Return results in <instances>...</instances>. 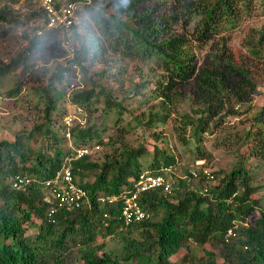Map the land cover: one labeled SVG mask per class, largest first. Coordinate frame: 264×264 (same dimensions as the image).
Here are the masks:
<instances>
[{
    "label": "trees",
    "instance_id": "trees-1",
    "mask_svg": "<svg viewBox=\"0 0 264 264\" xmlns=\"http://www.w3.org/2000/svg\"><path fill=\"white\" fill-rule=\"evenodd\" d=\"M32 1L39 2L36 9ZM32 1L22 10L15 6L18 0H0V37L22 28L27 39L10 61L0 56V79L17 78L4 96L16 102L26 96L30 111L39 113L30 128L0 141V264H264L263 185L255 177V164H264V95L257 103L248 100L249 89H261L254 69L255 62L264 63V36L247 58L227 52L203 63L196 58V50L215 34L239 25V4L253 0H173L169 14L143 8L157 0H127L126 6L123 0H71L81 15L73 53L62 46L58 31L36 33L46 13L41 0ZM257 2L264 10V0ZM243 9L251 13L249 6ZM89 13L91 25L85 21ZM180 25L191 27L192 34L178 32ZM81 34L90 35V42ZM43 56L56 60V67L35 68L31 60ZM129 61L140 64L136 80L125 77ZM78 72L84 87L74 89L69 100L87 124H65L62 134L57 125L70 115L63 102ZM26 83L30 89L22 96ZM189 83L194 89L186 100L178 87ZM228 115L246 116L217 136L237 156L230 171L205 172L210 167L204 162L180 176L163 170L178 162L168 131L184 144L195 138L193 161L209 159L201 135ZM73 144L99 148L77 157ZM68 163L89 199L81 208L55 214L53 222L46 182ZM146 170L162 173L172 189L140 193L149 216L126 224L123 201L103 198L132 190ZM16 176L30 181L17 188ZM231 228L235 235L227 241ZM111 234L118 236L117 246L98 243Z\"/></svg>",
    "mask_w": 264,
    "mask_h": 264
},
{
    "label": "rangeland",
    "instance_id": "rangeland-1",
    "mask_svg": "<svg viewBox=\"0 0 264 264\" xmlns=\"http://www.w3.org/2000/svg\"><path fill=\"white\" fill-rule=\"evenodd\" d=\"M29 0H18L15 3L16 7L21 8L22 10H26L27 2ZM32 1V0H30ZM36 1V0H35ZM254 1V0H253ZM252 1V2H253ZM33 2V1H32ZM245 2V1H244ZM252 2H245L239 4V10L243 14V19L239 23V25L233 30L223 31L222 33L215 34L211 41L206 44L202 48H198L196 50V58L199 62L203 63L204 60L207 62L208 56L211 59L217 58L224 53H233L237 58H247L251 56L250 48L255 46L256 39L260 36H264V10L260 4V2H254V6ZM173 0H157V1H148L145 3L143 8H150L155 9L158 14H169L175 4H173ZM39 5V2H33L32 9H36ZM244 5L249 6L251 13H247L243 7ZM141 6H137V10L141 9ZM183 26V25H182ZM181 25L176 28L178 32L188 31V34H192V29L189 26ZM27 39L23 36L22 28H17L13 33H11L7 38L0 37V56L2 59L4 58L6 61H10L12 57H15L22 49L26 47ZM65 58H59L58 61H64ZM34 62L35 68H38L44 64H48L50 66L56 67L57 61L52 60L51 58L48 59L47 56H43V58L38 60H31ZM135 62H127L128 63V70L126 73V78L131 79H138L140 76L139 69L136 66H140ZM255 77L258 80H261V89L252 91L249 89L248 91V100L249 102L257 103L264 95V63L255 62ZM99 64L91 69L90 74L95 76V72L98 68ZM144 70L149 69L148 66H144ZM18 75V73H17ZM128 76V77H127ZM16 74H10L0 79V141L3 139H11L13 135L19 130L21 127L30 128L32 124V120L38 117V112H31L30 107L25 100L27 93L30 89V83H26V87L24 88L22 94L23 100L18 102L14 101V99L6 98L4 93L6 90L10 89L16 83ZM72 85L68 87L66 96V101L63 104L67 108V115L73 116V122L71 125L66 123L65 117L62 121L58 122L57 129L59 132H63V128L65 124L68 127H72L77 125L78 123L82 124L81 126L84 127L87 124V121L83 117L84 114L81 113V110L78 109L74 104H72L69 100V94L77 88L84 87L83 83V75L79 72L77 76L71 77ZM114 83V82H110ZM130 81H127L126 84H129ZM115 85H118L115 82ZM127 86V85H126ZM178 89L182 92L184 98L187 100L189 94L192 93L194 87L192 83L185 84L183 86H179ZM182 102L180 107V113L184 111V109L188 106L187 101ZM238 105L237 103L235 104ZM113 118V115L110 116ZM246 116H233L228 115L221 121V126L213 127L209 131L203 133L201 135L202 141V148L203 150L210 155L209 159H200L199 163L204 162L206 166H209L210 170H218L224 169L226 171H230L232 167L235 166V162L237 161V156L230 152L223 144L217 143V136H221V133L227 128L231 127L234 128L235 125L239 120H242ZM129 119L128 116L125 117ZM109 122V121H108ZM160 128H164V125H160ZM64 134V132L62 133ZM171 146L174 149L175 154L178 157L177 165L174 167V172L176 176L183 175L184 168L189 167L194 168L199 163L198 161H193L195 155L197 154V145L198 142L193 138L188 144H184L183 142L179 141L177 136L173 131H168ZM190 135V129L188 130L187 136ZM67 140L70 139V135L66 136ZM71 141V139H70ZM73 142L71 141V144ZM91 143H94L91 142ZM90 143V144H91ZM74 147H77L73 144ZM98 152H94L93 156H98ZM256 162V161H255ZM255 177L256 183L263 185V188L260 190L259 194L262 196L264 195V164H255ZM105 242L107 247H115L117 246L118 236L117 235H109L106 238H102L98 241V243Z\"/></svg>",
    "mask_w": 264,
    "mask_h": 264
},
{
    "label": "built area",
    "instance_id": "built-area-1",
    "mask_svg": "<svg viewBox=\"0 0 264 264\" xmlns=\"http://www.w3.org/2000/svg\"><path fill=\"white\" fill-rule=\"evenodd\" d=\"M41 6L46 13V19L39 23L36 33L42 35L46 30L58 31L62 46L73 53L75 49L72 39L74 28L81 21L76 2L71 0H41ZM73 121L72 115L67 116L66 123L68 125H71ZM68 135L70 134L68 133ZM98 148L99 146L92 145L75 147V150L77 151V157H82ZM201 164L203 162L199 163V165ZM173 169L171 164L163 167L165 172H173ZM210 171L209 169L205 170L208 173ZM192 172L196 175L195 170H192ZM29 181L26 177L16 176L13 180V185L21 188ZM46 186L51 187V196L47 197L48 201L54 200V204L50 206L49 211L50 220L53 222L55 221V214L61 211H73L81 208L89 199L86 189L74 181L72 167L69 163L59 170L54 178L47 181ZM156 187H164L166 191H170L172 183L162 173L146 170L140 173L132 190L125 191L120 195L110 196L107 199L103 198V200L112 203L121 199L123 201L121 218L126 224H131L149 216V213L141 205L139 196L140 193ZM233 235H235V231L231 228L227 232L226 240L229 241Z\"/></svg>",
    "mask_w": 264,
    "mask_h": 264
},
{
    "label": "clouds",
    "instance_id": "clouds-1",
    "mask_svg": "<svg viewBox=\"0 0 264 264\" xmlns=\"http://www.w3.org/2000/svg\"><path fill=\"white\" fill-rule=\"evenodd\" d=\"M124 2V5L126 6L127 4V0H123ZM96 10H93V12H95ZM92 15L93 13H89L86 15L85 17V21L88 25H91L92 24ZM78 32H80V29L77 30ZM81 39L84 43H89L90 40H91V36L90 35H87V34H81Z\"/></svg>",
    "mask_w": 264,
    "mask_h": 264
}]
</instances>
